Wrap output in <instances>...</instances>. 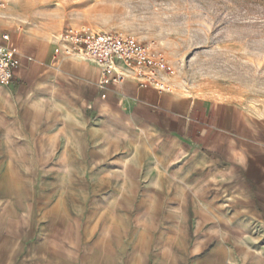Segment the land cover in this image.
I'll return each mask as SVG.
<instances>
[{
    "label": "crops",
    "instance_id": "crops-1",
    "mask_svg": "<svg viewBox=\"0 0 264 264\" xmlns=\"http://www.w3.org/2000/svg\"><path fill=\"white\" fill-rule=\"evenodd\" d=\"M8 35L0 264H264V118Z\"/></svg>",
    "mask_w": 264,
    "mask_h": 264
},
{
    "label": "rangeland",
    "instance_id": "rangeland-1",
    "mask_svg": "<svg viewBox=\"0 0 264 264\" xmlns=\"http://www.w3.org/2000/svg\"><path fill=\"white\" fill-rule=\"evenodd\" d=\"M82 24L154 44L174 91L264 118V0H0V34L58 41L64 28Z\"/></svg>",
    "mask_w": 264,
    "mask_h": 264
},
{
    "label": "built area",
    "instance_id": "built-area-1",
    "mask_svg": "<svg viewBox=\"0 0 264 264\" xmlns=\"http://www.w3.org/2000/svg\"><path fill=\"white\" fill-rule=\"evenodd\" d=\"M61 48L55 57H72L101 67L103 85L134 80L140 88L172 93L166 76L172 74L164 54L152 43H144L130 34L94 30L86 25L68 26L58 38ZM20 54L10 47L9 36H0V84L8 86L19 66ZM105 95L102 97L104 98Z\"/></svg>",
    "mask_w": 264,
    "mask_h": 264
}]
</instances>
